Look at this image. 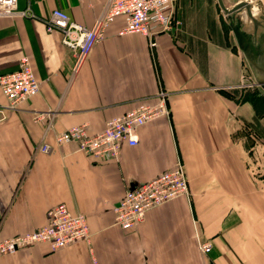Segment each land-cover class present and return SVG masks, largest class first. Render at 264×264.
I'll use <instances>...</instances> for the list:
<instances>
[{"label":"crops","instance_id":"crops-1","mask_svg":"<svg viewBox=\"0 0 264 264\" xmlns=\"http://www.w3.org/2000/svg\"><path fill=\"white\" fill-rule=\"evenodd\" d=\"M221 1L231 7L241 0ZM255 1L264 9V0ZM107 3L17 0L34 18L0 17V74L26 56L39 84L0 124V240L40 228L58 204L83 215L89 232L87 243L58 251L37 244L0 256V264H264V193L253 192L246 172L250 130L264 133V90L216 1L174 0L180 26L158 35L153 49L141 36H118L115 21L71 77L74 55L58 31L45 32L43 18L59 9L90 27ZM261 42L264 48V36ZM159 89L168 121L139 128L137 144L123 146L117 161L54 142L70 127L99 132ZM43 143L49 151H35ZM176 159L189 197L148 211L132 229L115 226L112 209L125 192ZM195 235L210 242L207 254L197 252Z\"/></svg>","mask_w":264,"mask_h":264},{"label":"built area","instance_id":"built-area-1","mask_svg":"<svg viewBox=\"0 0 264 264\" xmlns=\"http://www.w3.org/2000/svg\"><path fill=\"white\" fill-rule=\"evenodd\" d=\"M173 4L174 0H108L103 13L90 27L70 22L59 9L51 10L42 23L46 33L58 31L62 43L73 53L72 77L108 27L117 20L121 21L118 36H141L153 49L158 35L170 34L180 26ZM14 16L34 18L27 7L17 9V0H0V17ZM38 90L39 84L33 76L29 59L21 56L14 71L0 74V94L4 99L0 105V124L16 110L18 104L36 96ZM168 118L166 93L159 89L155 95L137 100L130 110L108 119L99 132L89 135L83 126L70 127L55 135L54 142L57 145L72 143L78 152L93 159L117 161L123 146L137 144L139 128L159 120L168 121ZM35 151L45 154L49 146L43 143ZM188 197L182 164L176 159L169 171L125 192L112 209L114 225L123 231L132 229L141 223L148 211L176 198ZM194 240L199 254H207L211 250L209 241L200 240L196 235ZM88 241L85 217L70 214L63 204H58L47 211L46 221L40 228L0 240V255L24 251L37 244H46L50 251H58Z\"/></svg>","mask_w":264,"mask_h":264},{"label":"water","instance_id":"water-1","mask_svg":"<svg viewBox=\"0 0 264 264\" xmlns=\"http://www.w3.org/2000/svg\"><path fill=\"white\" fill-rule=\"evenodd\" d=\"M220 13L223 16L224 21L231 30L237 49L242 53L244 59L248 63V66L256 73L258 76L257 85L264 90V71L260 63L259 50L264 51L261 38L264 36V9L261 7L260 3L255 0L258 7L263 12L260 23L256 21L252 22V27L250 30H241L237 24L236 17L244 14L249 15L250 5L246 1L241 0L231 7H225L221 0H215ZM259 29L260 32H257ZM263 34H262V33ZM132 190V189H129Z\"/></svg>","mask_w":264,"mask_h":264},{"label":"rangeland","instance_id":"rangeland-1","mask_svg":"<svg viewBox=\"0 0 264 264\" xmlns=\"http://www.w3.org/2000/svg\"><path fill=\"white\" fill-rule=\"evenodd\" d=\"M259 29H257V32ZM251 143L247 145V174L251 180L253 192L264 193V133L256 130L254 126L250 130ZM14 254V253H13ZM12 254H2L0 256H6Z\"/></svg>","mask_w":264,"mask_h":264},{"label":"bare ground","instance_id":"bare-ground-1","mask_svg":"<svg viewBox=\"0 0 264 264\" xmlns=\"http://www.w3.org/2000/svg\"><path fill=\"white\" fill-rule=\"evenodd\" d=\"M244 1H246V3H249L250 5L249 15H244L241 13V15L236 17V20L241 30L248 31L252 27V22L256 21L257 23H260L261 18L263 16V12L258 7L255 1H251V0H244Z\"/></svg>","mask_w":264,"mask_h":264}]
</instances>
